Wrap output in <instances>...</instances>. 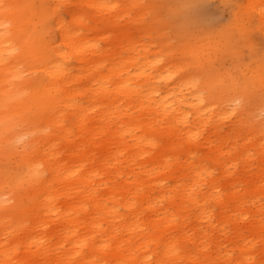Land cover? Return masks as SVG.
Returning <instances> with one entry per match:
<instances>
[{
  "label": "rangeland",
  "instance_id": "1",
  "mask_svg": "<svg viewBox=\"0 0 264 264\" xmlns=\"http://www.w3.org/2000/svg\"><path fill=\"white\" fill-rule=\"evenodd\" d=\"M71 1L76 3L78 0ZM33 2L30 3V13L37 21L41 16L42 1ZM116 2L126 5L128 0H110V4ZM140 2L148 15L144 25H136L132 29L133 35L129 39L122 33L114 37L118 30L113 32L111 27L115 25L107 23L109 16L104 17L103 12L87 7H83L87 14L80 32L89 35L98 49L107 47L110 53L123 50L125 57L141 58L142 62L144 54H147L150 60L157 61L156 68L149 63L130 72L134 76L131 87L136 90L142 88L145 95L133 103L135 109L139 114L145 113L148 104L144 100L150 98L165 104L183 98L187 118L184 124L178 125V129L189 124L187 129H199L201 135L195 144L184 142L176 150L167 146L162 150V161L155 164H150L148 158L126 163L124 158L118 157V162H115L114 158L105 157L100 144L95 146L96 162H102L111 170L101 176L108 183L100 188V194L107 193L113 186L119 188L123 183L129 192L124 200V196L118 199L120 204L107 201L112 212L106 215L108 223H103L102 231L91 233L98 241L94 264H100L106 255L109 257L106 264H115L119 256L118 246L126 254L135 253V264H164L171 255L166 254L164 242L176 248L178 259L175 264H264V82L258 68L262 61L264 38L260 32L262 20L259 12L251 9L246 0ZM67 7L75 8L73 4ZM59 8L65 22L69 23L70 16L65 14L67 10L63 6ZM137 9L129 15L124 14L120 23L125 25L133 18H139L141 12ZM5 25L0 22V28L4 29ZM121 36L122 43L119 42ZM23 41H14L0 48V67L8 66L9 70L4 72L7 77L10 72L20 71L24 79H28L32 75L30 68L41 73L34 67L30 56H22L26 51ZM134 41H137V50L136 47L132 50L129 45ZM186 46L192 47L197 54L203 48L201 62L190 56L187 60L180 53L179 48L185 50ZM182 58L186 64L181 68L173 67ZM38 65H43L42 59ZM72 67L74 74L80 72L75 60ZM144 70L146 76H138ZM170 71H174L170 84L157 82L158 75L165 76ZM148 74L151 78L147 77ZM176 79L180 81L174 85ZM38 92L39 88L35 87L33 97ZM26 93L29 94L28 90H23V96ZM174 107L169 113L159 108V117L157 113L148 116L154 125L155 144L164 145L172 141L168 126L175 113ZM198 108L199 114L196 113ZM68 124L73 123L70 121ZM91 124L103 133L99 138L102 142L107 141L108 151L112 153L115 144L110 138L106 139L103 127L116 129V119L95 118ZM73 134L77 135L75 129ZM156 151L155 145L151 152ZM64 152H69V149ZM68 154L62 157L69 159ZM24 165L18 153L8 147L0 149V170L5 173V178H9L6 189L14 191L22 198L24 206L29 207L32 204V187L27 182V167ZM139 179L147 182L136 190L135 182ZM202 179L213 181L214 188L208 199L205 198L208 186L202 184ZM132 197L135 198L132 199L133 209H130L124 204ZM61 201L70 204L76 198L64 197ZM114 211L122 217L112 226L110 220ZM51 218L55 219L54 216ZM54 225L52 223L50 229ZM60 233L54 234V242ZM150 236L162 239L156 254L152 252L157 239L153 237L150 241ZM22 237L12 239L0 227V251L8 252L10 247H14L15 253L7 255L15 257V260L23 257L31 260L30 248L36 250V246L28 248ZM108 244L110 247L106 246ZM47 246L43 245V252ZM51 252H54L53 247ZM143 253L145 257H142ZM85 254L90 255V251L86 249ZM147 258L150 260L146 261ZM40 259L46 260V254L42 253ZM69 261L70 264H89L88 259L78 263L71 257ZM3 263L0 259V264ZM50 264H58L55 253L50 257Z\"/></svg>",
  "mask_w": 264,
  "mask_h": 264
},
{
  "label": "bare ground",
  "instance_id": "2",
  "mask_svg": "<svg viewBox=\"0 0 264 264\" xmlns=\"http://www.w3.org/2000/svg\"><path fill=\"white\" fill-rule=\"evenodd\" d=\"M40 1L41 16L36 21L30 13V3L33 0H0V22L3 25L10 23L9 26L5 25L4 29L0 28V48L14 41L24 40L22 44L26 51L22 56H30L34 67L41 72L37 73L34 68H30L32 75L28 79H24L20 71L15 74L10 72L7 77L4 72L9 70L8 66L2 69L0 67V149L8 147L21 156L24 166L27 167V182L32 187V204L26 207L20 196L6 189L9 178H5V173L0 170V227L12 239L23 235V243L28 248L36 246V250L30 248L31 260L26 257L15 260L9 253H15L14 247H10L8 252L0 251V259L3 264H24L29 261L34 264H50V257L55 253L58 264H70L71 257L78 263L88 259L89 264H94L98 241L91 233L102 231L103 223H108L106 215L112 212L107 201L120 204L118 199L124 196V200L129 192L126 183H123L119 188L113 186L112 189L108 188L107 193L100 194V188L108 183L103 181L101 176L111 170L102 162H96L98 157L93 150L95 146L100 144L105 157L114 158L115 162H118V157L124 158L126 163L138 161V158H148L150 164H155L162 161V150L167 146L176 150L184 142L195 144L201 132L199 129H187L189 124L183 125V129H178V125L184 124L187 118L183 109V98H176L168 104L150 98L144 100L148 104L145 113L139 114L135 109L133 103L143 99L145 95L142 88L136 90L131 87L134 76L130 75V72L149 63L152 68H156L157 61L150 60L147 54H144L142 62L141 58L125 57L123 50L110 53L107 47L98 49L96 42L92 43L93 39L89 35L80 32L84 28V16L87 14L83 7H87L103 12L104 17L109 16L107 23L115 25L111 27L113 32L118 30L114 37L122 33L129 39L130 35H133L132 29L136 25H144L148 15L141 0H128L126 5L117 2L110 4V0H78L76 3L71 0ZM246 1L251 9L259 12L262 20L260 32L264 38V1ZM71 4L74 9L67 7ZM62 6L67 10L65 14L70 16L69 23L65 22L59 12V7ZM135 9L141 12L139 18H133L122 25L120 20L123 15H129ZM147 23L152 26L151 22ZM121 41L122 36L119 38L120 43ZM136 43L137 41L129 42L132 50L135 49ZM200 49L198 54L189 46H186L185 50L179 48V51L186 59L190 56L195 61H200L203 48ZM40 59L42 66L38 65ZM261 59L258 68L263 76L261 81L264 82V43ZM74 60L80 68V72L75 74L72 67ZM185 62L182 58V61L176 62L173 67L181 68ZM169 73L165 76L158 75L157 82L170 84L174 71ZM140 75L146 76L145 70L138 74ZM150 75L147 77L151 78ZM179 81L180 79H176L174 85ZM139 85L142 87L140 82ZM35 87L39 88V92L33 97ZM25 89L29 94L23 96ZM172 106H175V113L168 131L173 139L168 144H155V129L148 116L157 113L159 108L169 113ZM196 113H200V108ZM157 116L160 114L157 113ZM95 118L117 121L116 129L103 127L104 131L106 130L103 131L106 139L110 138L113 140L111 143L115 144L112 153L108 151L110 148L106 146L107 141L102 142L99 138L103 133L91 124ZM198 118L199 121L202 120L199 115ZM70 121L72 125L68 124ZM73 129L77 131V135L73 134ZM155 145L157 151L152 153L151 149ZM65 149H69V159L62 157L63 154L67 155ZM87 165L89 167H86ZM202 181V184L208 186L205 191V198L208 199L210 191L214 188L213 181ZM146 182L147 180H137L136 190ZM136 193L137 191H134V194ZM102 196L105 198L102 199ZM64 197H75L76 201L67 204L66 201H61ZM133 198L135 197L125 200L124 206L133 209ZM104 200L106 203H103ZM52 216L55 217L54 220ZM111 217L110 224L113 226L122 215L114 211ZM52 223L55 225L50 229ZM57 233L60 235L54 242L53 236ZM89 235L92 236L88 237ZM153 237H149L150 241ZM154 238L157 242L152 254L157 253V248L162 242L161 237ZM44 244L48 246L43 252ZM106 246L110 247V244ZM172 246L164 242L166 254H171L170 260L166 262L175 264L178 256L176 248ZM52 247L54 252L49 253ZM86 249L90 251V255L85 254ZM41 252L46 254V260L40 259ZM117 253L119 256L115 264H135L137 260L135 253L126 254L121 246H118ZM142 257H145V253ZM108 259L107 255L104 256L100 264L109 263Z\"/></svg>",
  "mask_w": 264,
  "mask_h": 264
}]
</instances>
